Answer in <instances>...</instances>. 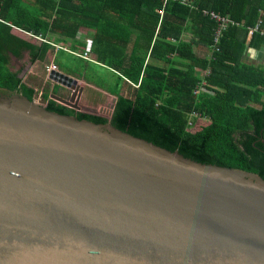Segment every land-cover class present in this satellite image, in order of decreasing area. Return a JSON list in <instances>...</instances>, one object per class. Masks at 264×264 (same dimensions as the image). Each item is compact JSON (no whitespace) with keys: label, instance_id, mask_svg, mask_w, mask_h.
Returning <instances> with one entry per match:
<instances>
[{"label":"water","instance_id":"95a60500","mask_svg":"<svg viewBox=\"0 0 264 264\" xmlns=\"http://www.w3.org/2000/svg\"><path fill=\"white\" fill-rule=\"evenodd\" d=\"M0 264H264V180L0 90Z\"/></svg>","mask_w":264,"mask_h":264},{"label":"trees","instance_id":"16d2710c","mask_svg":"<svg viewBox=\"0 0 264 264\" xmlns=\"http://www.w3.org/2000/svg\"><path fill=\"white\" fill-rule=\"evenodd\" d=\"M210 13L238 25L222 32L218 51L206 59L195 49L211 51L216 25ZM81 28L93 31L89 51L100 65L63 50L55 63L87 84L101 77L105 84L95 86L107 85L118 99L114 114L109 122L53 101L48 111L111 124L184 159L264 180V66L241 60L247 47L264 44V0H0V90L33 102L36 92L9 70L10 57L20 60L27 52L29 62H46L54 33L71 39V51L80 54L86 49L76 39ZM197 70L210 75L195 96ZM104 72L114 82H106ZM191 115L197 117L187 126Z\"/></svg>","mask_w":264,"mask_h":264},{"label":"crops","instance_id":"0c3cea01","mask_svg":"<svg viewBox=\"0 0 264 264\" xmlns=\"http://www.w3.org/2000/svg\"><path fill=\"white\" fill-rule=\"evenodd\" d=\"M16 32H18V30H14ZM25 34V33H24ZM93 34L92 30H84V28H81L79 30V32L76 35V39L78 40H83V41H87L86 42V49H84V51H86L87 49H90V42H91V37L90 35ZM50 41L52 42V50L48 55V60L46 62H40L37 61L35 63H31L32 67H29V69H27L28 73H25L24 76V82L22 81V78L20 76H18L19 79H21L22 83L26 84V81L28 80L31 85H27L29 88L34 89V91H37L36 95H35V99L34 101L36 102V98H41V101L43 100L45 103H48L51 99V96H58L62 99H67L69 98V93L68 91H66L65 89L60 88L59 86H57L56 83L51 82V80L49 79V74L45 75V79L43 77H40L37 73V69H38V65L41 63H46V66H49L48 62L51 61V63H55V60L57 58V55L59 54V51L63 50L69 54L72 55L70 46L72 45V40L67 38L66 36H61L59 33H54L50 36ZM35 39L41 40L43 41L44 39L41 38H37L34 37ZM251 40V38H250ZM249 40V41H250ZM45 41V40H44ZM89 43V44H88ZM246 51H244L241 60L249 65H252L254 67H262L264 66V44L263 43H259L257 45V47L252 48V47H247V49H245ZM196 51V55H199L203 58L209 59V54L210 52L208 51L207 48L203 47V46H199L198 49H195ZM78 52H82V51H78ZM77 53V52H75ZM90 54V57L92 59L91 62L100 65V63L96 62V56L93 55V53L91 54V52H88ZM28 56V53L25 52L24 55ZM79 54V53H78ZM23 55V57H24ZM10 59H15L14 57H10ZM29 59V57H28ZM17 60V59H15ZM10 61V60H9ZM53 61V62H52ZM154 64L156 65H160L159 62H154ZM196 72V76L198 77V79L201 81L202 80V76L201 74H198L197 71ZM13 73H19L18 72H13ZM20 75V73H19ZM30 78V79H29ZM37 80H41V82H43V86H35L33 83L38 82ZM83 81V80H82ZM84 82V81H83ZM85 83V82H84ZM90 89L94 90V92H92L93 97H96L95 94H100V93H104V94H109L108 91V87L107 85H104L103 88L97 87L95 85H91V84H87L85 83ZM38 87V88H37ZM40 87H43L42 89H40L38 91V89ZM85 91H83V96L85 95V97L89 96L87 95V90L84 89ZM41 94V97H40ZM89 94V93H88ZM45 95L48 96V100H45ZM111 97H113V99H115L116 97L112 96L111 94H109ZM92 99H95L93 98ZM82 98L80 99V102H82ZM91 100V98H89L88 100H85V103L87 104L89 101ZM115 100L118 101V99L116 98ZM38 101V100H37ZM192 121V120H191Z\"/></svg>","mask_w":264,"mask_h":264},{"label":"rangeland","instance_id":"374dc122","mask_svg":"<svg viewBox=\"0 0 264 264\" xmlns=\"http://www.w3.org/2000/svg\"><path fill=\"white\" fill-rule=\"evenodd\" d=\"M17 34H22V33L17 32ZM22 37L27 38V36H25L24 34H22ZM84 42L86 43L87 41H84ZM48 64L50 65L51 61H49ZM8 67H9V70L12 72H18L19 71V73H20L19 76L22 78V81L24 82L25 73H28L27 69H29V67H32V64H31V62H29L28 56L25 54L24 57L20 60L10 59V61L8 63ZM47 69H48V66H46V63L39 64L38 69H37L38 75L40 77L44 78L45 75H47V73H48ZM102 76L106 82H109V81L114 82V79L110 74L104 72L102 74ZM71 78H74L75 80H77L79 82L80 86L87 90V95L89 96V98H91V100L86 104L85 100H88L89 98L85 97V95L82 96L83 97L82 102L79 101V108H80L79 113L97 116V117H102V118H104L110 122L112 117L110 116L109 112L114 110V104H115L116 98L113 99V97H111L107 93L106 94H104V93L95 94L96 97H93L92 92H94V90L90 89L81 79H77L75 77H71ZM37 81L38 82L33 83L35 86H43V82H41V80H37ZM30 82L27 80L26 84L31 85ZM101 83L105 84L102 81L101 77H97V75H95L94 84L100 85ZM42 88L43 87H40L38 89V91ZM92 97L95 99H92ZM36 102L40 103L41 106L46 107L47 103H45L43 100L41 101L38 98H36Z\"/></svg>","mask_w":264,"mask_h":264},{"label":"built area","instance_id":"2783aa9c","mask_svg":"<svg viewBox=\"0 0 264 264\" xmlns=\"http://www.w3.org/2000/svg\"><path fill=\"white\" fill-rule=\"evenodd\" d=\"M165 2L169 1V0H164ZM181 4L185 5L187 2H189V0H178ZM210 18L214 21L216 27L213 31V44L211 45V51H210V54H209V57L211 58L212 56V53L213 51H218V43H219V40H220V37L222 35V32L229 26H235V25H238L235 21L233 20H230L229 18L227 17H222L218 14H214V13H210L209 14ZM255 30H257V27L255 28ZM89 44V43H88ZM89 49H87L86 51L78 54V53H75V52H71L73 55L75 56H78L80 58H82L83 60H87V61H92L90 55H89ZM48 73L47 74H51L52 72H60L59 70V67L54 64V63H51L49 66H48ZM198 74H201L202 76V80L198 83L195 91H194V95L197 96L202 90L203 88L206 86V81H205V78L208 77L210 75V70H206V71H201V70H197ZM37 93V91H35ZM40 97H41V94H40ZM52 98V96H51ZM39 100H41V98H39ZM50 101H52L50 99ZM48 105V104H46ZM192 117H197V115H191L189 118H187V123L186 125L187 126H191V120H192Z\"/></svg>","mask_w":264,"mask_h":264},{"label":"flooded vegetation","instance_id":"af4514ba","mask_svg":"<svg viewBox=\"0 0 264 264\" xmlns=\"http://www.w3.org/2000/svg\"><path fill=\"white\" fill-rule=\"evenodd\" d=\"M260 140L264 142V136L262 134H260Z\"/></svg>","mask_w":264,"mask_h":264}]
</instances>
